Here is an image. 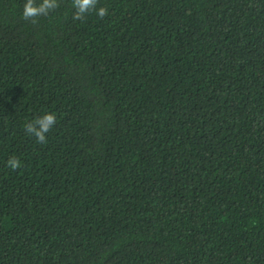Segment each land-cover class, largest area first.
Returning <instances> with one entry per match:
<instances>
[{
	"label": "trees",
	"instance_id": "1",
	"mask_svg": "<svg viewBox=\"0 0 264 264\" xmlns=\"http://www.w3.org/2000/svg\"><path fill=\"white\" fill-rule=\"evenodd\" d=\"M25 2L0 0V264H264V0Z\"/></svg>",
	"mask_w": 264,
	"mask_h": 264
},
{
	"label": "clouds",
	"instance_id": "2",
	"mask_svg": "<svg viewBox=\"0 0 264 264\" xmlns=\"http://www.w3.org/2000/svg\"><path fill=\"white\" fill-rule=\"evenodd\" d=\"M99 0H71V6L74 9L73 20L83 21L86 17L95 12L96 15L103 19L107 16V7H99ZM60 7L59 0H26L23 6L22 18L31 23H37V18L48 16L49 13ZM57 122L55 113H44L41 116L25 124V131L28 135L35 137L38 144L47 143V133H49ZM7 166L11 170H18L21 167L19 158L12 156L7 161Z\"/></svg>",
	"mask_w": 264,
	"mask_h": 264
}]
</instances>
